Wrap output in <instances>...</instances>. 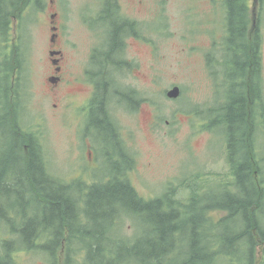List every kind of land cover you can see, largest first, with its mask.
I'll use <instances>...</instances> for the list:
<instances>
[{
  "label": "rangeland",
  "instance_id": "374dc122",
  "mask_svg": "<svg viewBox=\"0 0 264 264\" xmlns=\"http://www.w3.org/2000/svg\"><path fill=\"white\" fill-rule=\"evenodd\" d=\"M98 1L57 0L56 7H53L47 0V7L40 15L37 14L39 10L33 13L34 8L28 9L29 20L23 24L26 27L23 31L26 42L23 46V73L26 75L24 86H27L19 98L27 112L18 117L21 126L41 136L45 161L55 177L76 182V186L80 184L79 180L92 182L104 179L105 173L111 171L109 163L104 162L107 169H89L93 162L89 153L96 146L118 147L106 144L103 138L107 130H101L102 136L95 134L97 143L86 133L85 103L96 89L92 83L95 75L88 78L87 69L105 68L109 72L117 67L111 63L106 66V62L124 61L114 72L119 92L111 89L109 112L129 152L135 156V165L129 167L131 170L127 173L132 184L145 199L170 194L173 199L187 201L196 193L199 202L193 210L197 213L206 206L220 204V193L223 194L226 185L232 182L226 141L216 130L205 127L203 117L212 114L205 113V109L213 105L218 107L220 102L216 97L222 96L219 93L222 88L215 86L207 70L205 54L215 40L221 42L223 39L224 0H120V10L109 8L110 1L104 6ZM55 11L59 13L61 27L58 46L64 51L66 60H73L63 74L64 81L56 96L48 93L45 83V77L53 73V66L46 57L51 47L50 15ZM114 15L134 21L139 31V34L124 39L121 54L117 49L111 53L112 44L117 41L115 25L121 22ZM11 30L14 37L15 26ZM5 43L0 42V53L7 56L11 52ZM96 50V65L89 66ZM13 61L0 56V64L6 62L7 70L13 67ZM7 74L4 72L5 76ZM89 80L90 83L87 82ZM262 80L264 101V76ZM175 85L180 87L181 95L176 99L169 98L167 91ZM131 90L135 92L131 93ZM91 106L92 115L96 116L94 102ZM13 108L18 110L17 103ZM209 116L206 115L207 118ZM12 118L2 122L3 129L0 128V167L6 170V176L12 175V169L16 172L26 169L24 159L20 163L12 149L17 138L11 126ZM208 123L212 127L209 120ZM256 148L260 164L258 177L264 187V128L259 130ZM15 160H18V169L13 167ZM255 170L252 169L254 179L257 176ZM22 175L19 173L18 177ZM0 184L3 188L2 181ZM72 195L76 196L75 190ZM9 201L18 203L19 208L20 203H26V199L18 201L15 195L3 203ZM259 212H264V203ZM227 213L219 209L211 211L210 215L220 218ZM261 216L264 226V213ZM154 225L146 216H133L114 234L120 232L127 238L134 234L148 236L152 235ZM0 226L11 229L5 222ZM219 233L222 244H231L232 230L228 222L222 225ZM6 236L2 227L0 256L4 252L5 240L11 239ZM221 243L219 248H222ZM101 244L104 246L105 241ZM105 247L107 253L112 250L109 242ZM259 247L255 246L256 264H264V253ZM103 254L108 257L105 251ZM15 258L17 264H47L40 251L30 253L19 249ZM107 263L106 258L101 261V264ZM211 263L230 264L231 259L216 258Z\"/></svg>",
  "mask_w": 264,
  "mask_h": 264
},
{
  "label": "trees",
  "instance_id": "16d2710c",
  "mask_svg": "<svg viewBox=\"0 0 264 264\" xmlns=\"http://www.w3.org/2000/svg\"><path fill=\"white\" fill-rule=\"evenodd\" d=\"M245 7V0H224L223 39L221 42L215 40L205 54L207 70L215 86L222 88L219 92L222 96L216 97L220 102L218 107L213 105L205 109V113L212 114H206L209 117L205 115L203 121L206 122L205 127L216 130L224 137L233 168V180L226 185L223 194L220 193V204L206 206L201 213H197L193 210L199 202L196 193L187 201L173 199L170 194L145 199L127 176L131 169H111L110 173H105L104 179L92 182L79 180L78 186L76 182L58 179L48 169L46 152L37 132L24 130L18 119L15 121L12 118L11 126L17 136L12 149L20 163L24 159L26 169H20V172L12 169L14 178L9 180L5 177L6 170L0 167V182L4 185L0 188V206H8L14 215L25 213L27 203H20L19 208L18 203L3 202L12 198V195L22 201L29 194L33 213L44 214L49 222L63 224L62 232L54 231L52 237L44 238V244L40 245L50 264H59L57 257L61 246L64 249L62 264H101L104 258L106 263L108 259L107 264H212L213 259L223 257L231 259L230 264H256V240L250 216L254 215V222L259 219L258 213L261 214L259 210L264 202V187L258 176L255 179L252 177L251 168L254 165L260 174L256 142L259 130L264 128L262 47L257 33H254L255 39L252 40L253 31L248 29L244 19ZM117 18L121 22L115 25L114 36L117 41L112 44L111 53L117 49L121 54L124 39L139 34V31L134 21ZM97 50L94 55L98 54ZM16 53H20L17 48ZM98 76L95 79L97 98H94V104L97 114L94 119L99 124L94 125V128L102 136L101 130L107 126L109 128V123L116 131L114 119L105 106L111 100V89L119 92V88L114 72L104 71L98 73ZM6 93L1 89V129L2 122L11 118L12 113H17L15 108L8 109L12 106L8 104ZM127 97L133 99L130 95ZM113 133L107 131L104 137ZM24 145L28 146L27 150ZM18 166V160H15L13 167L18 169ZM19 173L23 174L22 177H18ZM74 190L76 196L72 195ZM210 196L215 199L212 193ZM219 209L228 212L221 224L229 223L232 230L231 244H222L218 237L217 241L222 244V248L210 252L200 229L201 222L205 215ZM4 216L0 214V217ZM133 216H146L155 223L152 235L134 234L127 238L120 232L114 234ZM37 220L32 221L33 225ZM258 231L264 241V231L259 224ZM28 240L24 234L5 240L0 264L16 262L12 254H16L19 249L25 250ZM103 240L105 245L109 242L112 248L108 253L105 245L101 244ZM104 251L108 257L103 254Z\"/></svg>",
  "mask_w": 264,
  "mask_h": 264
},
{
  "label": "flooded vegetation",
  "instance_id": "af4514ba",
  "mask_svg": "<svg viewBox=\"0 0 264 264\" xmlns=\"http://www.w3.org/2000/svg\"><path fill=\"white\" fill-rule=\"evenodd\" d=\"M107 1H110L109 8L113 7L114 10H120L121 8L120 0H112V1L111 0H99L98 2L99 4H102L104 6ZM245 2H246V7L244 10L245 12L244 19H245L248 29L253 31L252 40L255 39L254 33H257L261 41L260 42L261 47H262L261 76L263 77L264 76V0H245ZM23 3H24V6H23ZM50 3L53 7H56L57 0H50ZM222 5H223L222 8H224L223 1H222ZM46 7H47V0H0V42L2 43L6 42L5 44L7 45V47H9V50L12 53V54L9 53V55L7 56H4L2 55V53H0V56L6 59L10 58L11 61L14 60L13 67L9 68L8 70L6 69V65H7L6 62H4L3 64H0V94H1V89L7 92L6 94L8 95V101L10 102V106H12V107H8V109H13L14 104L17 103L18 105V110H16L17 113H12L11 115V118L14 117L15 121L16 119H18L19 115L21 114L23 115L25 111L27 112L25 105H23L21 99H19L23 92L22 89L26 90L25 86H27L26 84L24 86L26 75L23 73L24 68H25L23 64L24 56H25L24 51H23L24 49L23 46L24 44H26L25 39L23 40V31L26 29V27L23 24L24 23L26 24L27 21L29 20L28 16H30L29 15L30 11L28 12V9L34 8L33 13L35 10L36 11L39 10L40 13H37V14L40 15L41 12ZM24 8H25V12H23ZM50 19H51V30H52L50 41L54 34L57 35V39L55 43L51 41L50 43L51 47L46 57V61L50 62L53 66V73L45 77V83L47 84V88L49 89L48 93L56 96L59 94L58 87L61 84H63V81H64L63 74L69 68V66L71 65L70 62H72L73 60L71 59L66 60L64 51L61 49L60 46H58V43L61 37L60 36L61 27L59 24V13L55 11L54 13L50 15ZM14 26H15V30H14L15 36L12 37L13 32L11 29H13ZM54 27H57L58 30L54 31L53 30ZM1 38H2V41H1ZM16 48L17 50L18 49L20 50V53H16ZM52 51H60L61 53L52 55L51 54ZM95 57L96 55H94V57L92 56V60L89 62V66L96 65ZM119 62L121 63L124 61L110 60L106 62V66L111 63L115 67L119 68L123 65V64H120ZM116 69L112 71L110 70L109 72L111 73L115 72ZM104 71L105 70H95V69L92 71H88L87 69V74H88L87 77L90 78V76L93 77V75H95V79H96V77L98 76V73L104 72ZM4 72L8 74L5 76ZM68 82L74 83V81L72 80H68ZM87 82L90 83V80ZM92 83H95L96 85V82L93 81ZM261 87H262V84H261ZM96 92L97 91L95 89V92L93 93L92 97L89 99V101H86L85 103L87 105L85 108L87 112V119L85 121L86 122V133L90 134V136L93 138L95 143H97L95 140V138H97L95 137V134H98L100 136L99 130L94 128V125L96 126L99 123L95 122L96 120L94 118H96V116L92 115L93 111H92V106H91L92 102H95L94 98H97ZM9 94L12 97L11 99H9ZM109 97H110V93H109ZM110 103H111V100H109L107 103V106H105L109 114H110L109 112ZM54 105L57 107V104H54ZM96 109L97 108L95 104V110ZM84 114L86 115L85 111H84ZM8 120H10V118ZM113 123L116 126V131L118 130V133L112 129V126L109 123L110 127L108 128L107 126V128L104 130L110 131L112 133L116 132V134L113 133L109 136L107 135L103 139L106 140V144L107 143L114 144L118 148H106V147L101 148V146H98V147L96 146V149L89 153L90 158H93V162L90 163V165L88 166L89 169H91L92 167L95 169H99V168L107 169L104 165V162L105 164L109 163V169H129V167H132L133 165H135V161L133 160L135 158L134 154L129 152V149L127 148V145L124 139L121 138L119 127H117V123L115 120L113 121ZM92 129H94L95 132H92ZM92 134L94 136H92ZM37 135L40 136L39 134ZM98 144L100 145L101 143H98ZM24 147L26 150L28 149L27 145H24ZM226 154H227L228 163L230 165V169H233L231 166V161H230V157H229V153L227 149V143H226ZM118 158L120 161H115V159H118ZM251 169H256L255 174L257 176L260 175L259 171L254 165L252 166ZM5 177L6 179H9V180L14 178L13 173L10 176H6L5 174ZM232 180H233V175H232ZM27 197H28L26 198L27 204L24 202V204H26L24 207L25 213H19L17 215H14L11 213L12 210H9L8 206L6 205L3 207L0 206V214L5 215L4 218L0 217V224L2 225V223L5 222V224L11 228V229H6L4 226H0V229L3 227L4 233H7L6 237H10V238L20 237L24 234L26 237L29 238V240L27 241V247L25 248V252L32 253L34 251H40L41 253L44 254L47 264H50V261L48 260L46 254L43 251V248H41L40 245L44 244L45 242L44 238L52 237V235L54 234L53 233L54 231L56 232L59 231V233L62 232L63 224L61 222L60 223L49 222L44 214L33 213L32 204H31L32 198L29 194ZM263 213L264 212H262L261 214L258 213L259 219L256 220L255 222L253 220L254 215L251 214L250 218L253 221L252 230H253L255 240H256L255 246H260L259 247L260 251L263 250V253H264V241H262L261 237H259L260 233L258 231V224H259V227L262 228V230L264 231V226L261 221V218H262L261 215ZM226 216L227 214L221 216L220 218H216V217L212 218V215L207 214L204 216L201 222L200 229L202 231V235L204 236L205 242L207 243V248L210 252L219 251V242L217 241V238L219 235L218 233L220 231V228L222 227L221 220L224 219V217ZM34 219H38L35 225H33L32 223ZM33 227H34V230H32ZM32 236L38 239L33 240ZM208 239H210V241H208ZM62 254L64 257L63 246H61L58 252L57 260L59 264L63 263V259L61 260ZM12 258L15 259V252L12 254ZM11 264H17V262H12Z\"/></svg>",
  "mask_w": 264,
  "mask_h": 264
},
{
  "label": "water",
  "instance_id": "95a60500",
  "mask_svg": "<svg viewBox=\"0 0 264 264\" xmlns=\"http://www.w3.org/2000/svg\"><path fill=\"white\" fill-rule=\"evenodd\" d=\"M54 31H57L58 28L57 27H54L53 28ZM56 39H57V35L54 34L51 38V41L52 42H56ZM58 53H61L60 51H52L51 54L54 55V54H58ZM181 95V89L178 85H175L174 87H172L170 90L167 91V96L169 98H173V99H176V98H179V96Z\"/></svg>",
  "mask_w": 264,
  "mask_h": 264
}]
</instances>
